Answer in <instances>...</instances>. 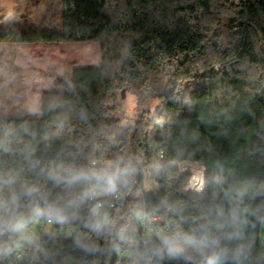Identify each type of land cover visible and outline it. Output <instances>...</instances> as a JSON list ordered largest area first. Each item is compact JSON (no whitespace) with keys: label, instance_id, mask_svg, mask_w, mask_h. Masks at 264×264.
Masks as SVG:
<instances>
[{"label":"trees","instance_id":"obj_1","mask_svg":"<svg viewBox=\"0 0 264 264\" xmlns=\"http://www.w3.org/2000/svg\"><path fill=\"white\" fill-rule=\"evenodd\" d=\"M71 3L60 27L0 30V43L102 48L100 66L77 67L55 82L64 91L43 93L40 117L0 118V140L22 141L0 153V264H109L116 230L124 232L137 203L126 202L117 227L105 228L94 177L127 169L110 191L125 192L143 160L158 181L151 205L173 235L136 249L140 264H207L212 256L264 264V0ZM127 93L141 111L120 124L109 103L122 109ZM155 120L163 121L156 133ZM178 160L205 164V199L184 194L186 177L168 186ZM48 220L53 231L23 242L22 221L40 228ZM73 226L71 236L62 233Z\"/></svg>","mask_w":264,"mask_h":264},{"label":"rangeland","instance_id":"obj_2","mask_svg":"<svg viewBox=\"0 0 264 264\" xmlns=\"http://www.w3.org/2000/svg\"><path fill=\"white\" fill-rule=\"evenodd\" d=\"M74 0H0V30H36L60 27L63 15L70 10ZM48 47H38V46ZM100 42H52L29 45L28 43H0V118H38L42 113V97L45 90L64 91L55 82L72 74L74 66L95 67L101 63ZM75 60L72 62V60ZM185 92L189 84L182 82ZM122 100L121 116L124 123L136 120L141 109L134 95L127 93ZM162 101V100H161ZM160 101V102H161ZM113 106L114 101H110ZM157 103V104H156ZM159 102L152 103L153 115L157 114ZM153 115L151 117H153ZM163 127L162 120H155L152 131ZM170 173L176 171L175 162L170 163ZM175 179H168V186L174 187ZM42 225V224H40ZM54 224L44 227L30 225L32 236L22 235L23 242H30L38 235L48 234ZM23 231V228H21ZM71 236L76 227L62 228ZM264 236V232H263ZM116 264H140L134 248L118 251ZM194 264V263H189Z\"/></svg>","mask_w":264,"mask_h":264},{"label":"built area","instance_id":"obj_3","mask_svg":"<svg viewBox=\"0 0 264 264\" xmlns=\"http://www.w3.org/2000/svg\"><path fill=\"white\" fill-rule=\"evenodd\" d=\"M246 1L247 0H233L236 6H240ZM166 93L171 92L167 91ZM160 105L161 102L158 103L156 110ZM109 107V118L113 121H118L120 124L124 123L125 117L121 116L120 109L116 108L115 105L112 106L111 103H109ZM146 119L151 121L152 117H146ZM21 142V140H13L11 137L0 140V153L5 149L6 145L17 147ZM163 156L164 151L161 152V157ZM174 162L176 164V171L170 173L169 170L168 179H175L177 185L182 178L186 177L188 181L184 189V194L196 199H205L207 195V183L204 184L203 187H195V178L201 173H206L205 164L194 160H178ZM100 165V161L96 160L92 162V166L94 167H99ZM151 176H153V174L147 173L146 171V164H141L140 162L139 173L125 192L107 191L103 184L94 179V192L91 193V196L95 198V213L99 215L105 228L117 227L116 217L122 212L126 202L132 200L137 203L132 210L129 225L124 229V232L121 233L119 230H116V233L120 235L117 240V260L119 250L124 251L130 247L134 249H145L148 243H153L161 239H169L173 235L171 223L161 214L154 211L151 205L150 199L155 196L153 195V187H151ZM135 194H142V201H135ZM1 221H6L5 208L0 212V222ZM46 223H52V220H48ZM46 223H42V227H44ZM21 228H23V231ZM17 232L20 233L21 236H32L27 221H22L19 224ZM117 237L118 235H116V239ZM17 249L21 251L22 246L19 244ZM19 255L22 256L23 253Z\"/></svg>","mask_w":264,"mask_h":264},{"label":"clouds","instance_id":"obj_4","mask_svg":"<svg viewBox=\"0 0 264 264\" xmlns=\"http://www.w3.org/2000/svg\"><path fill=\"white\" fill-rule=\"evenodd\" d=\"M127 169L122 172L119 168L113 170H105L95 175V179L97 182L106 186L108 191H115L118 185V182L121 180L122 175L127 173ZM3 205L0 204V208ZM181 250H177V254L180 253ZM217 257L212 256L208 258L207 264H217Z\"/></svg>","mask_w":264,"mask_h":264},{"label":"bare ground","instance_id":"obj_5","mask_svg":"<svg viewBox=\"0 0 264 264\" xmlns=\"http://www.w3.org/2000/svg\"><path fill=\"white\" fill-rule=\"evenodd\" d=\"M145 163L146 160H143L141 162V164H145ZM147 173L150 172L147 171ZM204 184H205V173H201L200 175H198L197 178H195V187H203ZM151 187H153V189L158 188V181L155 180L153 176H151ZM135 200L142 201V194H135ZM94 209H95V203H94Z\"/></svg>","mask_w":264,"mask_h":264},{"label":"water","instance_id":"obj_6","mask_svg":"<svg viewBox=\"0 0 264 264\" xmlns=\"http://www.w3.org/2000/svg\"><path fill=\"white\" fill-rule=\"evenodd\" d=\"M124 97H125V94H124ZM116 235H118V237L113 243V250H112V255H111V259H110L109 264H116V262H117V240H118L120 235H119V233H116Z\"/></svg>","mask_w":264,"mask_h":264},{"label":"crops","instance_id":"obj_7","mask_svg":"<svg viewBox=\"0 0 264 264\" xmlns=\"http://www.w3.org/2000/svg\"><path fill=\"white\" fill-rule=\"evenodd\" d=\"M95 42V41H94ZM50 44V43H52V42H35V43H28L29 45H35V44ZM71 43V42H70ZM22 44V43H21ZM38 47H48V46H44V45H42V46H38ZM75 60H77L78 61V59H74V60H72V62H74ZM101 65V63L98 65V66H100ZM75 68H77V67H86V66H74ZM75 68H73V70L75 69ZM45 91H50V89H47V90H45ZM44 91V92H45ZM41 115H42V113H41ZM40 115V116H41Z\"/></svg>","mask_w":264,"mask_h":264}]
</instances>
